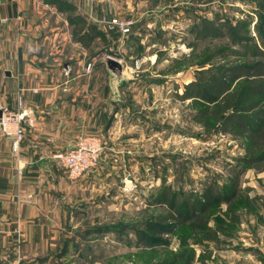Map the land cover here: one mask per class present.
I'll return each mask as SVG.
<instances>
[{
    "label": "rangeland",
    "instance_id": "obj_1",
    "mask_svg": "<svg viewBox=\"0 0 264 264\" xmlns=\"http://www.w3.org/2000/svg\"><path fill=\"white\" fill-rule=\"evenodd\" d=\"M110 8L135 20L123 38L129 44L128 62L135 68L129 71L132 79L113 118L108 144L100 137L104 148L99 163L76 178L86 177L82 216L93 220L75 224L81 234L69 243L64 264H158L180 250L182 239L198 255L207 246L201 234L208 227H221L222 220L225 230H233L234 208L247 222L250 217L264 222V171L240 161L246 154L241 140L205 130L195 117L197 104L179 97L201 68L172 66L175 59L229 40L197 41L192 27L204 19L244 20L257 40L259 32L264 38V0H108ZM122 50L118 54L126 57ZM109 51L108 58L117 60ZM208 186L223 199L202 200ZM164 187L181 199L192 196L207 203L200 220L180 228L172 224L170 232L146 231L148 213L170 210L158 202ZM142 239L153 245H144Z\"/></svg>",
    "mask_w": 264,
    "mask_h": 264
},
{
    "label": "crops",
    "instance_id": "obj_2",
    "mask_svg": "<svg viewBox=\"0 0 264 264\" xmlns=\"http://www.w3.org/2000/svg\"><path fill=\"white\" fill-rule=\"evenodd\" d=\"M108 13L118 16L108 0H0V109L22 112L26 129L15 143L0 128V264H64L75 224L93 220L82 216L86 177L70 178L54 155L81 136L108 144L135 68L125 35L100 22ZM108 47L123 64L118 83ZM239 229L209 246L206 264H264L263 218Z\"/></svg>",
    "mask_w": 264,
    "mask_h": 264
},
{
    "label": "trees",
    "instance_id": "obj_3",
    "mask_svg": "<svg viewBox=\"0 0 264 264\" xmlns=\"http://www.w3.org/2000/svg\"><path fill=\"white\" fill-rule=\"evenodd\" d=\"M193 37L199 41L206 38L229 39L210 45L202 50L193 51L181 61L175 59L172 66L177 70L186 66L201 69L195 80L185 85L179 95L182 100L191 99L197 104L195 117L207 131H222L243 142L245 155L240 158L247 166H256L264 171V38L259 32V40L253 35L250 22L239 20L236 23L204 19L192 27ZM195 45V44H194ZM192 45V46H194ZM203 199L222 200L221 193L208 186L202 194ZM246 198V197H245ZM244 200H240L242 203ZM158 202L168 204L170 210L164 213L147 214V230L163 229L170 232V226L185 227L208 207L198 198L186 196L181 199L170 187H164ZM244 205V203H242ZM233 230H225V221L221 227H208L202 232L204 252L197 250L181 240V248L158 264H205L208 258V244H220L235 235L241 223L239 208H234ZM256 210L258 207L255 208ZM229 220V219H227ZM149 223V224H148ZM150 247L149 239L141 241Z\"/></svg>",
    "mask_w": 264,
    "mask_h": 264
},
{
    "label": "built area",
    "instance_id": "obj_4",
    "mask_svg": "<svg viewBox=\"0 0 264 264\" xmlns=\"http://www.w3.org/2000/svg\"><path fill=\"white\" fill-rule=\"evenodd\" d=\"M88 3L103 2L105 0H83ZM6 19H1L3 21ZM100 22L108 25L109 28H116L123 34H128L135 20L126 19L119 16L104 15ZM139 65V61H136ZM92 64L87 65V71H91ZM70 69L67 68L65 73L68 74ZM0 128L2 132L19 143L25 136V127L22 123L23 113L13 111L9 107H1ZM103 142L97 135H86L80 137L72 147L65 151H59L54 156L61 165L68 171L71 178L76 179L93 169L100 160L103 151Z\"/></svg>",
    "mask_w": 264,
    "mask_h": 264
},
{
    "label": "water",
    "instance_id": "obj_5",
    "mask_svg": "<svg viewBox=\"0 0 264 264\" xmlns=\"http://www.w3.org/2000/svg\"><path fill=\"white\" fill-rule=\"evenodd\" d=\"M107 63H108V68L111 72H113L115 75H117V81L116 83L120 82L123 78V73H122V67L123 64L119 60H114L113 58H108L107 57Z\"/></svg>",
    "mask_w": 264,
    "mask_h": 264
}]
</instances>
